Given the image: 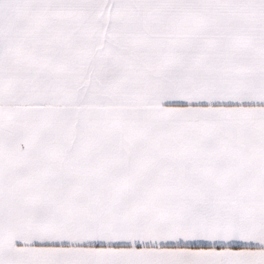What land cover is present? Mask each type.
Returning <instances> with one entry per match:
<instances>
[{
    "label": "snow or ice",
    "instance_id": "snow-or-ice-1",
    "mask_svg": "<svg viewBox=\"0 0 264 264\" xmlns=\"http://www.w3.org/2000/svg\"><path fill=\"white\" fill-rule=\"evenodd\" d=\"M0 264H264V0H0Z\"/></svg>",
    "mask_w": 264,
    "mask_h": 264
}]
</instances>
